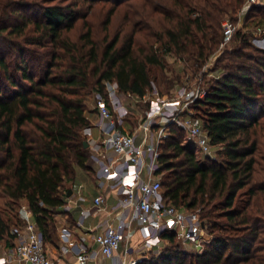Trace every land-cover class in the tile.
I'll use <instances>...</instances> for the list:
<instances>
[{
	"label": "trees",
	"instance_id": "16d2710c",
	"mask_svg": "<svg viewBox=\"0 0 264 264\" xmlns=\"http://www.w3.org/2000/svg\"><path fill=\"white\" fill-rule=\"evenodd\" d=\"M244 2L0 0V193L25 203L45 244L56 237L64 187L76 169L91 172L84 93L104 96L109 82L124 95L142 98L153 85L162 95L160 82L172 71L166 59L201 69L219 49L222 20L235 22ZM89 11L104 16L101 32ZM115 16L122 25L111 36ZM255 19L264 22L261 6L244 17ZM250 39L234 32L216 62L222 77L192 106L215 158L197 160L173 125L159 146L165 202L198 212L211 240L190 252L162 232L167 246L139 264H264V49ZM3 239L12 236L0 214Z\"/></svg>",
	"mask_w": 264,
	"mask_h": 264
},
{
	"label": "built area",
	"instance_id": "2783aa9c",
	"mask_svg": "<svg viewBox=\"0 0 264 264\" xmlns=\"http://www.w3.org/2000/svg\"><path fill=\"white\" fill-rule=\"evenodd\" d=\"M263 5L264 0H247L238 18L247 9ZM221 26L219 49L223 51L231 42L237 24L228 18ZM254 35L264 38V30L257 29ZM209 61L203 66L202 74L206 73ZM221 77L219 74L218 78ZM123 95L114 83L105 82L104 96L99 94L95 102L97 121L83 131L96 181L117 197L109 209L113 219L102 231L90 232L94 249L86 246L83 238L76 251L72 247L63 250L65 256H74L73 263L51 260L43 236L25 207L22 223L10 228L12 245L0 258V264H101L105 260L110 264H139L146 259L145 252L165 243L159 237L162 232H172L179 243L198 251L211 240L198 212H187L165 202L161 176L156 175L159 146L167 136L169 125L184 131V144L193 148L200 161L214 158L216 149L201 120L192 112L193 104L205 98L206 90L185 85L168 98L156 90L142 98L124 95L148 99L145 116L132 131L124 127L131 112L122 100ZM93 131L97 132V138ZM106 206L103 194L93 198L94 213L105 211ZM89 215L90 211H81L82 218ZM135 230L140 234L141 247L131 243Z\"/></svg>",
	"mask_w": 264,
	"mask_h": 264
},
{
	"label": "rangeland",
	"instance_id": "374dc122",
	"mask_svg": "<svg viewBox=\"0 0 264 264\" xmlns=\"http://www.w3.org/2000/svg\"><path fill=\"white\" fill-rule=\"evenodd\" d=\"M246 1L247 0H245V2ZM244 4H243V7H244ZM137 7L138 6L134 7V9H136ZM243 7L241 11L243 10ZM261 7L264 10V5ZM83 9H84L83 11L87 10L85 7ZM240 12L236 15V20H235L237 24L236 30L250 33L251 34L250 40H251L252 45L258 49H264L263 36L259 37L258 35H254V32L257 29L264 30V22L260 23V25H256V23L259 22V19L257 20L255 19L253 20V22L250 23L249 21L246 24L244 21V17H245V14L248 12V9L247 11H244V14L240 15L241 18H238ZM103 17L104 16L99 11H95V12L89 11L88 21L90 20V22L94 26V30H96L97 32H101L100 25H101ZM229 17L228 16L224 17L223 20L228 19ZM121 25H122V16L113 17L112 24H111V36L114 32H116V30H118L121 27ZM230 44H228L225 48H229L231 46ZM222 52L223 51H220V49H218L216 53L213 56H211L210 58L211 61L208 62L207 67H206V73L204 74H202L203 67L199 69L198 71L194 72L193 69H189L188 68L189 65L185 64L184 62L177 61L174 58L168 57L166 61L169 64V66L172 67V71L168 72L167 75H165L164 77L165 80H163V82H160V86L158 88L160 92L162 93L161 96L166 97V98L173 97L175 92L179 88L185 85L193 89L202 88L204 90H207L209 82L211 80L218 78L220 74L218 72L219 68L216 69V62H217V59L221 56ZM159 79H160V75H159ZM154 90L157 91V88L155 85H153L152 91ZM150 92L151 91H149L148 93L150 94ZM99 94L101 93L96 91V89L94 90L89 89L87 92L84 93L85 106H86L85 112H86V116L89 119L90 126H93L95 122L97 121V115L95 111V102ZM122 100L125 106L128 108L129 112H131L128 122L124 125V127L127 131H130V130L132 131L137 127L138 123L143 120L145 113L148 109V99L140 100L138 98H129L123 95ZM192 112L195 115V112L194 111ZM83 131H82V136H83ZM93 135L94 136L96 135V131L93 132ZM185 136L186 135L184 133V139H185ZM196 159L199 160L198 158ZM70 187H71L70 184L66 185L64 187L65 188L64 190L69 191ZM25 207L26 205L24 202L13 204L6 197H4L2 193H0V214L4 220L10 223V228L17 226V224L20 225L22 223L24 216H25V209H24ZM179 244L181 248H183V250L185 251L191 252L195 250L192 246L183 245L181 243ZM11 245H12V239L0 240V258L5 254V252L10 248ZM134 246L135 247L142 246L141 238L138 241H136V244L134 242ZM166 246H167L166 243H163V244L161 243L159 246L154 247L151 250L145 252L144 253V257L146 258L145 260H149L152 257L158 256L159 255L158 253L162 252V250Z\"/></svg>",
	"mask_w": 264,
	"mask_h": 264
},
{
	"label": "crops",
	"instance_id": "0c3cea01",
	"mask_svg": "<svg viewBox=\"0 0 264 264\" xmlns=\"http://www.w3.org/2000/svg\"><path fill=\"white\" fill-rule=\"evenodd\" d=\"M94 132V131H93ZM97 138V132L94 136ZM91 172L76 169L75 178L70 184V190L64 195L63 207L54 215L55 219V239L53 243H46L45 249L48 257L60 263H73L74 256H65L63 250L72 247L76 251L82 243L94 249L91 242V234L102 231L105 226L113 219L110 216V207L115 203L117 197L113 191L106 189V186L99 184L94 176L93 168L89 164ZM70 192V195L68 193ZM106 198V210L101 213H94L92 200L98 195ZM67 207V208H66ZM81 211H90L87 218L81 217ZM137 230L133 231L132 245L140 239ZM105 260L101 264H110Z\"/></svg>",
	"mask_w": 264,
	"mask_h": 264
},
{
	"label": "water",
	"instance_id": "95a60500",
	"mask_svg": "<svg viewBox=\"0 0 264 264\" xmlns=\"http://www.w3.org/2000/svg\"><path fill=\"white\" fill-rule=\"evenodd\" d=\"M84 147L87 148L88 147V144L85 142L84 143ZM68 195H70V192L68 193Z\"/></svg>",
	"mask_w": 264,
	"mask_h": 264
}]
</instances>
